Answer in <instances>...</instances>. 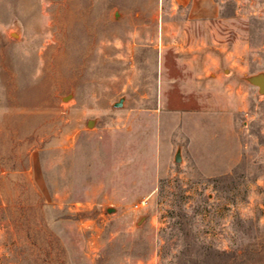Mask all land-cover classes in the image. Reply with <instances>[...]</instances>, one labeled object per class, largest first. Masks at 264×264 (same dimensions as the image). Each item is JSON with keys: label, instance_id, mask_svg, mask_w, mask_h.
I'll return each instance as SVG.
<instances>
[{"label": "rangeland", "instance_id": "obj_1", "mask_svg": "<svg viewBox=\"0 0 264 264\" xmlns=\"http://www.w3.org/2000/svg\"><path fill=\"white\" fill-rule=\"evenodd\" d=\"M191 5L0 0V264H264V0Z\"/></svg>", "mask_w": 264, "mask_h": 264}, {"label": "crops", "instance_id": "obj_2", "mask_svg": "<svg viewBox=\"0 0 264 264\" xmlns=\"http://www.w3.org/2000/svg\"><path fill=\"white\" fill-rule=\"evenodd\" d=\"M190 17L194 20V25L201 23L205 26L208 38L203 41V45L195 46L193 59L196 66L201 69L219 67L226 62L227 46L225 39L217 34L216 19L221 17L220 0H190ZM215 34L216 37H212Z\"/></svg>", "mask_w": 264, "mask_h": 264}, {"label": "water", "instance_id": "obj_3", "mask_svg": "<svg viewBox=\"0 0 264 264\" xmlns=\"http://www.w3.org/2000/svg\"><path fill=\"white\" fill-rule=\"evenodd\" d=\"M246 79L253 85L258 87V91L261 94H264V72H257L246 76ZM72 96V94H68L64 96L63 99L66 100L68 97ZM122 102H116L115 106H121ZM93 120H89L88 124H91ZM178 158V156L176 157ZM108 211H111V208H108Z\"/></svg>", "mask_w": 264, "mask_h": 264}]
</instances>
